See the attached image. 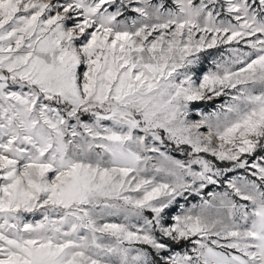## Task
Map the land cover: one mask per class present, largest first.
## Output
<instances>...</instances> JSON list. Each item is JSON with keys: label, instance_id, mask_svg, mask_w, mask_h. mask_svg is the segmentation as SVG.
<instances>
[{"label": "snow or ice", "instance_id": "snow-or-ice-1", "mask_svg": "<svg viewBox=\"0 0 264 264\" xmlns=\"http://www.w3.org/2000/svg\"><path fill=\"white\" fill-rule=\"evenodd\" d=\"M0 264H264V0H0Z\"/></svg>", "mask_w": 264, "mask_h": 264}, {"label": "rangeland", "instance_id": "rangeland-1", "mask_svg": "<svg viewBox=\"0 0 264 264\" xmlns=\"http://www.w3.org/2000/svg\"><path fill=\"white\" fill-rule=\"evenodd\" d=\"M232 46L233 47H237L238 45L233 44ZM238 47H243V45H239ZM227 48H228V45H220L216 49L207 50L208 53H210V55H208L207 58L204 59L203 65L201 66V71L198 72L197 75H201L203 71H206L207 68L211 66V60L214 59V58H219V54L221 52H224L225 55H227ZM227 99H228L227 96H223L222 95L221 97H214L213 100H210V101L209 100H205V101L193 102L192 110L190 112V117L189 118L192 119V120H197V119L200 118L199 117V112L200 111L211 112L213 110H216ZM172 155L176 156L178 159H186L187 158V157H185L184 155H182L181 153H178V152H173ZM206 158L214 159L210 155H207ZM251 159L252 158L249 157L250 161H251ZM216 163L220 167H230V164H228L227 162L216 161ZM194 167H196L197 170H198V166H194ZM235 174H245V173H244L243 169H240V170H237V172L230 173L229 175H235ZM213 190H222V189L216 188V186H209L208 189H206V191H213ZM197 202H199V197H196V196L188 197V201H187L188 204L197 203ZM184 203H185V201L183 199L179 200L178 204L172 210L173 213H175L176 211L179 210V204H184Z\"/></svg>", "mask_w": 264, "mask_h": 264}]
</instances>
